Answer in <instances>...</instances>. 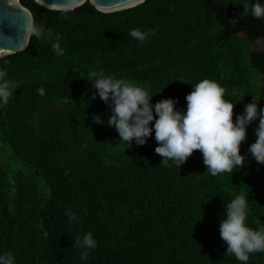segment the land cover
<instances>
[{"label": "trees", "instance_id": "16d2710c", "mask_svg": "<svg viewBox=\"0 0 264 264\" xmlns=\"http://www.w3.org/2000/svg\"><path fill=\"white\" fill-rule=\"evenodd\" d=\"M20 1L61 36L65 52L57 57L32 37L25 50L0 56L18 84L0 107V254L11 252L16 264H241L225 255L219 224L244 195L247 225L264 228V164L247 151L259 118L240 145L241 168L211 176L194 150L178 169L161 164L154 132L144 145L120 143L107 124L109 104L93 98L86 77L103 70L130 78L149 87L151 103L172 98L180 110L192 85L209 78L236 103L234 122L254 97L259 111L264 19L244 11L249 0H145L111 13L90 2L52 10ZM133 28L154 35L140 43L128 35ZM66 210L78 220L70 223ZM88 232L97 247L82 261L73 243ZM247 264H264V252Z\"/></svg>", "mask_w": 264, "mask_h": 264}, {"label": "clouds", "instance_id": "9594fccd", "mask_svg": "<svg viewBox=\"0 0 264 264\" xmlns=\"http://www.w3.org/2000/svg\"><path fill=\"white\" fill-rule=\"evenodd\" d=\"M249 3L250 7L245 6L244 11L255 19H264V0H249ZM232 21L238 22L237 19ZM25 30L29 38L49 42L57 57L64 55L59 34L32 20L27 22ZM128 35L143 43L154 32L133 28ZM86 78L94 86L93 98L98 94L109 104L111 115L107 124L115 128L120 143L131 145L134 140L137 145H144L154 132L158 145L155 153L162 157L163 165L172 162L179 169L194 150H199L211 176L233 173L245 163L240 145L246 139L247 126L257 118L256 140L247 151L257 163L264 164V108L258 111L256 101L259 99L255 97L245 105L243 114L236 115L234 122L236 103L225 99L226 89L214 79L205 78L192 85V91L185 97L186 110H180L176 108L178 101L172 98L151 103L153 95L149 87L130 78L106 74L103 70L90 71ZM17 88V82L9 79L6 68L0 66V107L9 103ZM37 91L45 95L43 87ZM92 119L95 123H104L99 115H93ZM247 199L244 195L235 196L226 205L219 224L220 237L227 245L225 255H234L241 264H247L250 254L264 252V228L252 229L246 223ZM65 215L70 223L78 220L74 212L66 210ZM73 246L79 249L81 260L86 261L89 250L97 247V241L88 232L77 238ZM0 264H16V258L11 252H4L0 254Z\"/></svg>", "mask_w": 264, "mask_h": 264}, {"label": "water", "instance_id": "95a60500", "mask_svg": "<svg viewBox=\"0 0 264 264\" xmlns=\"http://www.w3.org/2000/svg\"><path fill=\"white\" fill-rule=\"evenodd\" d=\"M145 0H36L52 10H74L90 2L99 11L111 13L140 5ZM29 20L35 22L32 11L20 0H0V50L7 54L25 50L31 38L26 33ZM6 55V54H5Z\"/></svg>", "mask_w": 264, "mask_h": 264}, {"label": "rangeland", "instance_id": "374dc122", "mask_svg": "<svg viewBox=\"0 0 264 264\" xmlns=\"http://www.w3.org/2000/svg\"><path fill=\"white\" fill-rule=\"evenodd\" d=\"M258 43H259L258 50L264 51V39L259 40ZM254 44H257V43H254ZM5 54H7V51L0 50V56H3Z\"/></svg>", "mask_w": 264, "mask_h": 264}]
</instances>
